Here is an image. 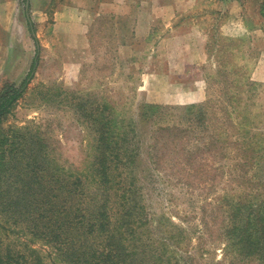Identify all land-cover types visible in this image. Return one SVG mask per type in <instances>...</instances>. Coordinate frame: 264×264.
<instances>
[{"label":"rangeland","instance_id":"obj_1","mask_svg":"<svg viewBox=\"0 0 264 264\" xmlns=\"http://www.w3.org/2000/svg\"><path fill=\"white\" fill-rule=\"evenodd\" d=\"M137 1L131 12L140 7L157 16L151 29L136 32L133 12L117 26L107 15L90 24L81 14L84 0H0V88L21 81L38 57L28 89L0 124V158L4 151L5 161L16 163L7 147L35 139L46 144L47 171L86 178L99 127L111 120L117 141L124 121H132L139 152H129L135 163L112 167L125 179L111 193L125 189L127 204L148 215L133 224L135 242L149 253L176 249L182 264L191 256L192 264H264L238 257L224 234L231 204L264 185V0ZM87 32L91 45L84 47ZM221 121L226 130L216 129ZM247 141L261 147L254 167L240 162L238 147ZM1 209L4 248L51 264L54 248L19 232Z\"/></svg>","mask_w":264,"mask_h":264},{"label":"trees","instance_id":"obj_2","mask_svg":"<svg viewBox=\"0 0 264 264\" xmlns=\"http://www.w3.org/2000/svg\"><path fill=\"white\" fill-rule=\"evenodd\" d=\"M26 14L38 52L40 42L29 4ZM37 65L36 56L30 70L21 81H4L0 88V124L9 117L19 98L28 89ZM152 105L154 104H145L142 107L148 109L147 107L150 108ZM195 107L189 106L190 109ZM203 112L204 109L201 108L199 114L204 115ZM220 126H224V121L219 122L216 129L226 130ZM113 130L112 122L108 120L96 131L99 134L95 144L97 153L91 160L92 169L86 174V178L83 177V173L74 175L68 170L64 173L60 170L47 171L51 160L42 150L46 144L39 143L35 139L30 143L13 142L11 147H7V151L13 152L17 162L12 164L9 160L5 161L6 156L3 151V157L0 158V178L4 179L6 187L0 189V205L6 220L16 224L19 232L32 233L34 240L40 239L52 246L58 255L51 264H182L176 249L172 251L174 255H167L166 250L157 248H151L149 253L146 248L135 242L137 239L134 237L133 224L138 218L142 220L138 224L140 226L148 219V215L144 216L136 206L127 204L126 201L130 200L131 195L128 196L129 193L125 189L119 193V196L111 193L112 186L116 182L123 184L125 179L122 172L113 173L112 167L118 168L122 163L136 162V159H128L132 152L133 154L135 152L132 144H136L135 135L131 134L134 132L132 121L126 123L124 121L123 129L121 131L119 129L122 138L119 137L117 141L112 140ZM6 141L7 138H4L3 143ZM123 147L126 149V152L123 151L125 156L118 153ZM19 148L25 149L22 150L25 151L23 155L25 160L21 164L17 159ZM238 149L242 156L240 160L242 166L254 167L257 160L261 161L255 159L261 157L259 153L261 147H258L254 141H247ZM138 152L139 150H136L135 153ZM40 154L43 156L37 159ZM261 178L264 183V172ZM88 180L93 184L91 185ZM252 197L258 198L256 201H251ZM115 202H119L118 211H120L118 220L113 225V217L117 212V208L114 207ZM229 214L231 220L224 230L225 236L230 241L228 249L232 248L243 260L252 261L258 258L259 262L261 259L264 263V185L258 194L252 191L246 196L240 195L231 204ZM166 238L163 239L168 241ZM30 251L39 253L35 249ZM192 257L183 264H192ZM0 264L48 263L42 261L41 257L33 263L21 251L17 252L10 247L5 249L0 240Z\"/></svg>","mask_w":264,"mask_h":264},{"label":"crops","instance_id":"obj_3","mask_svg":"<svg viewBox=\"0 0 264 264\" xmlns=\"http://www.w3.org/2000/svg\"><path fill=\"white\" fill-rule=\"evenodd\" d=\"M84 1H86L87 4L84 5L85 8L81 9L82 10L81 14L83 16H87L88 18L87 22L91 24L98 17H104L107 15L112 18L113 23H115L114 25L116 24L119 25V19L121 17H125L126 15L128 16L129 14L133 12V11L131 12L130 5H131V2L135 0H84ZM141 1L142 3L144 2V0H138L137 3H140ZM136 10L137 11L133 12L136 17V22H137V26L135 28L136 32L143 25L145 27L148 26V28L151 29L153 23L157 19V16L153 15L150 12L143 13L142 11L145 10L144 8L137 7ZM31 17H32V14H31ZM114 19L116 21H114ZM87 31L89 32V29H87ZM88 32L83 36V38H85V41H83L84 47H89L91 45V38Z\"/></svg>","mask_w":264,"mask_h":264}]
</instances>
